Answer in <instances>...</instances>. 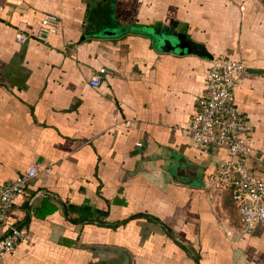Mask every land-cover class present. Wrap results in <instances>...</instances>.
Segmentation results:
<instances>
[{"label":"crops","instance_id":"crops-1","mask_svg":"<svg viewBox=\"0 0 264 264\" xmlns=\"http://www.w3.org/2000/svg\"><path fill=\"white\" fill-rule=\"evenodd\" d=\"M160 22L243 62L234 99L264 153V0H0V182L36 169L0 264H264V226L236 232L204 186L224 152L180 130L209 59L157 48L141 29Z\"/></svg>","mask_w":264,"mask_h":264},{"label":"built area","instance_id":"built-area-1","mask_svg":"<svg viewBox=\"0 0 264 264\" xmlns=\"http://www.w3.org/2000/svg\"><path fill=\"white\" fill-rule=\"evenodd\" d=\"M59 23L56 15L43 14L35 37L44 41ZM243 70V62L239 59L221 54L212 56L205 73L203 92L195 97L193 112L180 130L201 151L224 152L223 158L215 160L204 186L217 204L223 199L229 201L236 216L235 231L250 234L264 226V153H253L250 144L252 126L234 99V86ZM106 73L109 71L105 67L94 69L89 83L97 85ZM135 144L140 143L136 141ZM35 173V167L30 166L14 178L0 182V257L26 237L19 227L7 220V209L14 197L23 193ZM38 192L29 194L28 200Z\"/></svg>","mask_w":264,"mask_h":264},{"label":"water","instance_id":"water-1","mask_svg":"<svg viewBox=\"0 0 264 264\" xmlns=\"http://www.w3.org/2000/svg\"><path fill=\"white\" fill-rule=\"evenodd\" d=\"M149 35L155 46L162 50L190 52L210 59L212 57L203 44L186 36L182 31L176 29L175 24L167 25L160 22L158 26H146L141 29ZM114 29L106 28L101 31L104 34L114 33Z\"/></svg>","mask_w":264,"mask_h":264},{"label":"rangeland","instance_id":"rangeland-1","mask_svg":"<svg viewBox=\"0 0 264 264\" xmlns=\"http://www.w3.org/2000/svg\"><path fill=\"white\" fill-rule=\"evenodd\" d=\"M226 205H227V204H226ZM228 210H230V208H229Z\"/></svg>","mask_w":264,"mask_h":264}]
</instances>
